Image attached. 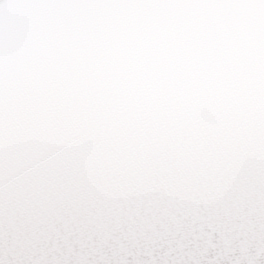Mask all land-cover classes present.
Listing matches in <instances>:
<instances>
[{
    "label": "water",
    "instance_id": "95a60500",
    "mask_svg": "<svg viewBox=\"0 0 264 264\" xmlns=\"http://www.w3.org/2000/svg\"><path fill=\"white\" fill-rule=\"evenodd\" d=\"M0 264H264V0H0Z\"/></svg>",
    "mask_w": 264,
    "mask_h": 264
}]
</instances>
